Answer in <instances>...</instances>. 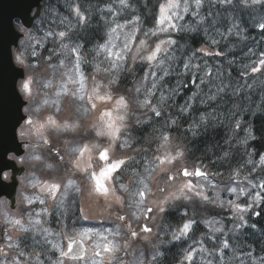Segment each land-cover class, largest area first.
Returning <instances> with one entry per match:
<instances>
[{"label": "trees", "instance_id": "1", "mask_svg": "<svg viewBox=\"0 0 264 264\" xmlns=\"http://www.w3.org/2000/svg\"><path fill=\"white\" fill-rule=\"evenodd\" d=\"M163 1L43 0L30 30L16 22L15 61L91 71L118 26L148 36ZM177 11L165 54L144 66L122 59L112 73L130 108L124 134L135 161L155 166L180 150L174 170L199 169L225 191L218 204L192 195L196 208L168 207L152 264H264V0H180Z\"/></svg>", "mask_w": 264, "mask_h": 264}, {"label": "flooded vegetation", "instance_id": "2", "mask_svg": "<svg viewBox=\"0 0 264 264\" xmlns=\"http://www.w3.org/2000/svg\"><path fill=\"white\" fill-rule=\"evenodd\" d=\"M21 89L27 92V120L18 130L23 153L9 156L21 173L14 204L0 199V264L132 260L126 244L137 238V220L129 214L136 210L133 176H122L119 164L106 157L100 127L93 129L85 114L74 116L60 99H33L29 85ZM3 180L10 182V171Z\"/></svg>", "mask_w": 264, "mask_h": 264}, {"label": "rangeland", "instance_id": "3", "mask_svg": "<svg viewBox=\"0 0 264 264\" xmlns=\"http://www.w3.org/2000/svg\"><path fill=\"white\" fill-rule=\"evenodd\" d=\"M179 2L180 0H164L158 10L155 28L149 32L148 36L141 39L136 40L135 23L118 26L114 35L104 44L103 48L100 47L101 64L106 62V64L118 65L124 59L125 61L128 60L129 64L142 63L138 65L144 66L145 63V65L150 64L165 54L171 41L167 35L176 28L177 21L175 18L180 15L177 11ZM61 64L62 68H64V61ZM69 64H72V62L70 61ZM74 64L77 63L74 62ZM71 69L73 70V67ZM64 78L67 84L73 86L77 96L83 99L81 101L82 107L70 100V103L73 102L74 104H71V106L75 111L76 108H82V110H79V115L82 111L85 115L90 116L87 122H92V125H94L93 129L96 130L100 127L101 136L107 142L105 145L106 157L114 160L116 165L119 164V169L121 168V171L124 172L126 165L129 164L128 162L132 161V154L125 151V144H120L117 147L122 134L128 129L129 116L126 113V107H124L123 102L126 93L120 88L115 90V82L113 83L112 81L111 83L110 79L112 76L106 69L105 72L96 71L91 76L88 75V72L86 75H81V72H79L77 75L74 74V76L64 75ZM101 86H104V88ZM140 86H137V89ZM42 105L47 104L42 103ZM67 116L69 117L68 112L63 115V117ZM96 126L98 127L95 128ZM44 136L45 134L39 135L36 139H44ZM168 152L169 149L167 148L165 153L168 154ZM177 157L181 159L180 150L176 155H166L167 163H164L165 161H161L158 157L155 165L157 168L155 170L154 166L152 171L149 170L150 175L148 180L145 181V185L141 179L136 182L131 179L137 206L134 211L135 214L132 212L129 214L135 216L138 220H141L147 208L151 209L150 215L152 214V225L148 226L151 227V231L141 237L144 245H140L139 250L134 251L133 264H145V262L146 264H152L156 256L154 238L157 233L154 229L157 228V225H160L159 220L162 225V219L160 218L163 213L166 214L167 210L169 211L168 207L179 211V213H182V210L176 209L179 207L178 205L180 207L196 208V205L191 204L190 200L185 201L188 196L192 197V195L196 197V200L200 201L215 199L214 203L218 204L219 196L225 191L223 184L217 183L211 178L188 177L187 179V177L182 176L179 169L174 170L173 168V163H177L175 161ZM108 168L109 162H107ZM172 169L176 171L175 174L170 172ZM163 171H165L164 175H162ZM111 187H107V193L110 196L114 194ZM138 205H142V207H138ZM203 213H207V211ZM154 217L155 220L157 218V221L154 220ZM190 224L187 221L184 224L186 226L181 231L186 232ZM206 226L209 228L208 221H206ZM134 260L137 261L135 262Z\"/></svg>", "mask_w": 264, "mask_h": 264}, {"label": "water", "instance_id": "4", "mask_svg": "<svg viewBox=\"0 0 264 264\" xmlns=\"http://www.w3.org/2000/svg\"><path fill=\"white\" fill-rule=\"evenodd\" d=\"M42 0H0V197L11 196V185L1 180L6 170L16 173L15 165L8 159L10 153L20 155L16 131L24 120L22 101L17 82L23 78V71L15 67L12 49L22 37L14 27L19 21L29 29L39 16Z\"/></svg>", "mask_w": 264, "mask_h": 264}]
</instances>
